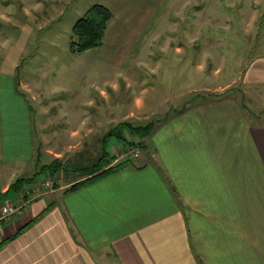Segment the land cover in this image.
Masks as SVG:
<instances>
[{
	"label": "crops",
	"instance_id": "obj_1",
	"mask_svg": "<svg viewBox=\"0 0 264 264\" xmlns=\"http://www.w3.org/2000/svg\"><path fill=\"white\" fill-rule=\"evenodd\" d=\"M32 1L44 12L47 0H0V17L20 26L23 44L34 25L44 30L51 22L45 25L12 16L18 2L28 17ZM97 1L113 12L101 45L108 52L97 53L105 64L96 71L100 99L94 98L91 77L71 98L58 95L61 85L75 80L78 68H67L62 77L49 69L44 74H54L51 93L47 98L38 94L44 113L40 134L34 135L30 102L12 97L18 84L32 90L27 80L19 77L18 81L16 76L25 53L4 54L0 209L9 202L24 207L0 231V243L5 241L0 246V264H264V124H254L231 92L188 98L198 89L176 90L167 81L181 79L179 67L157 65L155 55L138 61L136 53L133 59L130 53H121L136 51V36L155 42L163 19L170 28L164 35H172L173 10L197 0ZM163 74L170 75L166 89L151 83V79L162 80ZM175 74L179 79L173 78ZM244 78L248 84L264 86V54L252 58ZM9 90L12 94L7 96ZM110 104L117 107L111 114L119 117L93 109ZM147 104L159 109L152 111ZM125 106L128 111L120 115ZM153 115L155 125L138 160L66 191L85 176L67 173L66 153L72 156L94 149L101 139L106 142L103 152L108 153L111 137L107 134L112 127L125 120L136 124V118L145 121ZM114 148L112 152H118ZM42 154L49 161L59 159L61 170L51 176L43 171L45 178L37 176L26 186L10 190L17 178L30 177L47 164ZM48 177L56 186L36 190Z\"/></svg>",
	"mask_w": 264,
	"mask_h": 264
},
{
	"label": "rangeland",
	"instance_id": "obj_2",
	"mask_svg": "<svg viewBox=\"0 0 264 264\" xmlns=\"http://www.w3.org/2000/svg\"><path fill=\"white\" fill-rule=\"evenodd\" d=\"M47 1L44 12L37 10V3L32 1V10L30 9L28 17L23 14L20 3L16 2L12 16H16L18 20L29 22L36 20L45 25H47L45 22L51 20L48 24L50 26H46L44 30H39L34 25L35 30L25 44L21 40L20 26H14L10 21L0 17V66L4 61L5 53L12 50L17 53H25L20 60L16 76L18 81L19 77L24 81L27 80L32 90L22 89L18 84V87H15V96L12 97L13 99L23 97L30 102L34 135L41 133L39 127L44 120L43 110L39 106L42 97L39 98L38 94L41 92L43 96H46L45 98L49 97L47 95L51 93L50 86L54 80V74L45 75L44 72L54 69L62 77L67 68H78L75 80L66 81L56 91L57 94L71 98L73 91L84 82L89 83L91 77L94 83V98L99 100L100 88L95 82L99 81L100 76L96 71L100 66L104 67L105 64L97 53L108 52L107 49L103 50L99 46L90 48L84 53H75L69 45L75 21L83 16L94 3H97V0ZM55 7L59 8L60 13L55 11ZM64 8L65 12L62 14ZM181 8L180 11L175 9L172 12L173 20L176 21L172 27V35H164L166 29L170 28L168 25H164L163 19L161 26L157 27L155 42H150L151 40L148 41L145 37L136 36V51H122L121 53H130L129 58L133 56V53H136L138 61H149L148 56L155 55L157 65L176 67V70L179 67L180 73L178 74L181 79L176 82H172L171 79L167 81L174 83V88H178L176 90L191 88V86L194 87V90L198 89V91H194V95L191 94L192 96L188 98L199 95L203 97L216 96L227 91L231 92L241 100V103L251 114L254 124H264V86L257 87L255 84H248L244 78V72L252 58L256 54H264V0H197V2L192 1ZM57 13L58 15L53 17ZM131 58L133 59V57ZM183 67H188V70H181V68L184 69ZM142 76H148V73H143ZM166 77L170 78V75L163 74L160 78L162 80H158L159 75H157L158 81L151 79V83L166 89L165 87H168L165 84ZM173 78L179 79L176 74ZM110 84L111 81H108L106 87H109ZM2 85L4 86V84ZM41 87H45V91L41 90ZM70 87L71 89H69ZM10 94H12V90L8 91L7 96ZM108 96L111 101L112 93H108ZM149 107L152 111L159 109V106ZM54 108L52 107L53 111ZM93 109L95 111H98L97 109L105 110L107 116L119 117L117 113L111 114L113 109L117 110V107L111 106V104L94 105ZM123 109L120 115L124 111L127 112L129 107L125 106ZM52 114L51 118L54 119V112ZM142 119L145 118H136V124L145 125L153 121L154 115L151 119L145 121ZM51 123L52 121L49 122V125L52 127ZM112 126L110 124L109 127ZM127 135L129 139L139 140L137 137L133 138V136ZM21 136H24L23 131ZM92 140L96 141V139ZM146 141L147 139H145V143ZM104 144H106L105 139H101L94 149L80 150L73 154L74 157L70 155V152L66 153L67 173L70 176L86 175L89 169L94 168L106 157L103 152ZM113 147L118 152H112ZM130 148H134V146L128 147L125 142L112 136L108 142L107 160L110 158L113 160L120 155L121 158L130 157L128 150ZM40 149L42 150L41 146ZM42 162L45 164L50 161L42 154ZM38 176L41 179L45 178L41 172ZM51 180L54 181L53 178ZM48 188L50 187L43 186L41 189Z\"/></svg>",
	"mask_w": 264,
	"mask_h": 264
},
{
	"label": "trees",
	"instance_id": "obj_3",
	"mask_svg": "<svg viewBox=\"0 0 264 264\" xmlns=\"http://www.w3.org/2000/svg\"><path fill=\"white\" fill-rule=\"evenodd\" d=\"M113 12L112 10L103 3H94L90 8L87 9L83 16H80L74 23L72 27V36L70 41V48L75 53H83L90 48L99 47L103 44L108 25L112 20ZM155 122L151 121L145 125L134 124L130 121H123L118 123L116 126L112 127L108 136H115L121 141L125 142L127 146L139 147L141 150L146 147L145 137L154 128ZM137 137L139 140L129 139L128 135ZM108 137V138H109ZM129 146V147H130ZM106 157L103 161L97 164L94 168L88 170L84 178L70 185L66 191H72L77 188L86 186L108 174L116 172L124 167L131 166L134 161L132 157H116L112 160L110 158L107 160V153L104 154ZM118 158V159H117ZM117 159V160H116ZM116 160V161H115ZM115 161V162H114ZM63 167L62 162L59 159H54L47 164L43 165L42 168L34 173L30 177H19L17 178L10 187V190H15L26 186L28 183L34 181L38 174L43 171H48L51 175L59 172ZM43 213L35 217L34 220L30 221V225L33 221L38 219ZM27 225V226H28ZM5 241L0 243V246Z\"/></svg>",
	"mask_w": 264,
	"mask_h": 264
},
{
	"label": "built area",
	"instance_id": "obj_4",
	"mask_svg": "<svg viewBox=\"0 0 264 264\" xmlns=\"http://www.w3.org/2000/svg\"><path fill=\"white\" fill-rule=\"evenodd\" d=\"M129 155L132 159H139L142 155V150L139 147H134L129 150ZM48 180H44L41 183V186H38L36 190L41 189L43 186H48L51 188L55 187V181H52L51 177L47 178ZM23 204H15V203H5L0 209V231L4 228V223L9 220L12 216L16 214H21L23 210Z\"/></svg>",
	"mask_w": 264,
	"mask_h": 264
}]
</instances>
